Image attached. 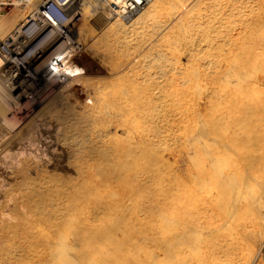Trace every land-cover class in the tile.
Masks as SVG:
<instances>
[{"label":"bare ground","instance_id":"obj_1","mask_svg":"<svg viewBox=\"0 0 264 264\" xmlns=\"http://www.w3.org/2000/svg\"><path fill=\"white\" fill-rule=\"evenodd\" d=\"M42 2L19 23L0 8V44ZM106 2L78 1L75 53L0 51V264H257L264 8L149 0L123 19Z\"/></svg>","mask_w":264,"mask_h":264},{"label":"built area","instance_id":"obj_2","mask_svg":"<svg viewBox=\"0 0 264 264\" xmlns=\"http://www.w3.org/2000/svg\"><path fill=\"white\" fill-rule=\"evenodd\" d=\"M27 0H0V8L4 6H13L15 4H24ZM79 0H43L33 17L28 16L27 23L21 27L22 37L19 41L8 44V40L0 44L2 54L11 55L10 49H13L16 60L23 63L25 55L30 50L27 47V39L30 36L42 33L43 42H47L48 47H54L58 44L73 45L75 53L76 43L73 31H76L77 23L80 19ZM149 0H107L106 8L109 15L123 19L130 18L138 12ZM38 41V40H37ZM26 48V49H25ZM25 49V50H24ZM30 53V54H31ZM28 54V56L30 55ZM60 57L52 60V63H59Z\"/></svg>","mask_w":264,"mask_h":264},{"label":"rangeland","instance_id":"obj_3","mask_svg":"<svg viewBox=\"0 0 264 264\" xmlns=\"http://www.w3.org/2000/svg\"><path fill=\"white\" fill-rule=\"evenodd\" d=\"M243 4H246V5H250L251 4V6H255L256 8H254L253 7V10L255 11V13H257V10L259 11V8H260V10L262 9V8H264L263 6H264V4L262 5L261 3H260V1L261 2H264L263 0H258L259 2H257L256 0H246V1H244V0H240ZM247 3H249V4H247ZM252 3H254V4H261L260 6L261 7H259V5L258 6H256V5H254V4H252ZM242 4V5H243ZM24 8H25V3L24 4H15V5H13V6H4L3 8H1L2 9V13H3V15H4V18L6 19V20H13V21H15L16 23H19V22H21V20H20V18L19 17H17L20 13H22L23 12V10H24ZM252 10V9H251ZM250 10V11H251ZM251 11V12H249L248 10H245V12L247 11V14H249V13H251V15L249 14V17L250 18H254L255 16H256V14H254V11ZM263 10V12H264V9H262ZM249 12V13H248ZM252 14H254V15H252ZM254 16V17H253ZM18 18V19H17ZM26 24V23H25ZM89 24V25H88ZM93 24V25H92ZM86 25H88V26H86ZM90 25H92V26H90ZM231 25V24H230ZM229 26V25H228ZM77 29H81L80 27H82V25H81V20L79 19V22L77 23ZM83 30L82 31H84L85 33L83 34V36H79V39L81 40V42L83 43V44H85L86 46H88L89 45V43H91V40H89L88 41V37H90L91 35V33L93 32V30L95 29V27H96V24L91 20H89V22L88 23H86L85 25H83ZM86 28H88V29H86ZM86 31H85V30ZM88 30V31H87ZM263 30H264V28H263ZM90 31H92L91 33H90ZM95 31V30H94ZM90 33V34H89ZM89 34V35H88ZM76 35H77V32H76ZM85 35V36H84ZM41 36H42V33H39V34H37V35H34V36H30V38L29 39H27V47H29L30 45H32V44H34L37 40L39 41L40 39H41ZM74 38H76V36H74ZM84 39V40H83ZM2 42H4V40L2 41ZM86 42V43H85ZM44 45L46 46V47H48V44H47V42L45 41L44 42ZM58 45H60V44H58ZM55 47V46H54ZM54 47H48V52H50V51H52V49L54 48ZM92 48V47H91ZM26 49V48H25ZM24 49V50H25ZM31 53V51H29L26 55H25V57H27L28 56V54H30ZM84 53V54H83ZM79 54V55H78ZM54 55V54H53ZM77 55L78 56H80L79 58H81V57H83V58H87V59H89V60H91L93 57H92V55H91V53H90V57H89V53L88 54H85V52H83V51H79L78 50V52H77ZM86 55V56H85ZM51 56V55H50ZM184 59H185V57H183V61H184ZM80 59L79 60H77V63H79L80 64ZM184 62H186V59H185V61ZM81 65V64H80ZM82 66V65H81ZM86 69V68H85ZM86 71H87V69H86ZM93 71V70H92ZM92 74V76H95L96 74L95 73H91ZM97 77V76H96ZM4 78H8V74H5V76H4ZM30 82V81H29ZM31 84L33 83V82H30ZM35 84V83H34ZM201 84L203 85V83L201 82ZM33 85V84H32ZM36 85V84H35ZM28 108V110H29V108L30 107H27ZM47 118V112H46V110H43V111H38V112H36L35 111V114L33 115V117H31V120L29 121V124H30V126L31 127H33L32 128V133H29V134H26L25 135V137H27L28 135L29 136H31L32 134H34L35 133V131H37L36 129H41L42 127H44L42 124H44L46 121L45 120H47L46 119ZM18 117L17 118H15L13 121L14 122H16V121H18ZM201 119H202V114H200V115H198L197 116V120L196 121H201ZM28 124V125H29ZM46 124V123H45ZM44 124V125H45ZM41 127V128H40ZM31 134V135H30ZM26 138H24V140H25ZM4 165V163H3V161H1L0 160V166H3ZM1 181V180H0ZM262 246H263V244H262ZM261 252H262V247H261ZM261 255V257H259ZM259 256L256 258V262L255 263H257V264H259V260H260V264L262 263V264H264L263 263V259H262V253L261 254H259ZM261 258V259H260Z\"/></svg>","mask_w":264,"mask_h":264},{"label":"crops","instance_id":"obj_4","mask_svg":"<svg viewBox=\"0 0 264 264\" xmlns=\"http://www.w3.org/2000/svg\"><path fill=\"white\" fill-rule=\"evenodd\" d=\"M262 259H263V263H264V243H263V246H262Z\"/></svg>","mask_w":264,"mask_h":264}]
</instances>
